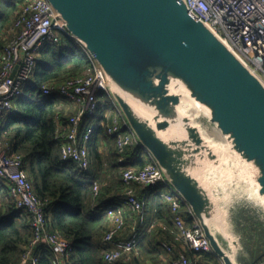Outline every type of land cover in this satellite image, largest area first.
I'll return each mask as SVG.
<instances>
[{
    "label": "water",
    "instance_id": "1",
    "mask_svg": "<svg viewBox=\"0 0 264 264\" xmlns=\"http://www.w3.org/2000/svg\"><path fill=\"white\" fill-rule=\"evenodd\" d=\"M48 1L212 251L250 264L242 225H264V81L185 0Z\"/></svg>",
    "mask_w": 264,
    "mask_h": 264
},
{
    "label": "trees",
    "instance_id": "2",
    "mask_svg": "<svg viewBox=\"0 0 264 264\" xmlns=\"http://www.w3.org/2000/svg\"><path fill=\"white\" fill-rule=\"evenodd\" d=\"M24 1L0 0V54L12 35L9 25ZM90 65L86 49L74 37L63 33L58 41L46 42L36 56L30 79L13 99L8 112L0 115V143L21 156L36 195L44 201L46 230H57L69 242L66 264H137L147 259L157 264L160 256L166 255L162 243H170L174 253H178L180 241L172 231L173 213L160 186L138 193L146 194L143 211L146 221L140 226L141 240L136 250L112 262L104 258L105 250L111 248L103 241L110 227L105 210L120 208L124 189L122 172L126 168H141L146 161L153 160L136 144L118 151L115 136L107 132L114 106L105 91L97 93L95 113L85 114L79 123L80 139L92 128L87 139L89 165L81 168L74 161L62 158L63 138L55 137L56 128L66 124L74 110L57 91L43 95L42 87L77 76ZM94 182L99 184L96 194ZM124 209L125 229L118 236L126 239L132 227L127 225L124 212L131 211ZM133 216L137 221L138 214L132 213ZM185 218L191 221L188 213ZM30 222L31 214L16 208L14 197L0 178V264L19 262L23 248L34 236ZM33 249L36 264H57L56 251L46 241L38 242ZM185 253L197 264L221 262L212 250L196 251L186 246Z\"/></svg>",
    "mask_w": 264,
    "mask_h": 264
},
{
    "label": "built area",
    "instance_id": "3",
    "mask_svg": "<svg viewBox=\"0 0 264 264\" xmlns=\"http://www.w3.org/2000/svg\"><path fill=\"white\" fill-rule=\"evenodd\" d=\"M185 1L189 12L208 24L264 81V0ZM9 32L12 35L4 44L0 54V115L8 112L13 99L20 94L23 85L30 79L34 72L36 56L43 45L46 42L58 41L63 33L72 36L48 0H25L19 7L16 17L11 21ZM88 56L91 65L81 74L42 87L43 95L57 91L71 103L74 109L68 122L56 128L55 137L63 138L60 148L62 158L74 161L81 168L89 165L87 139L92 128L89 127L80 139L79 123L85 114L95 113L98 107L97 93L100 90L109 95L114 106V115L107 125V132L115 136L118 151L123 152L128 146L136 144L150 155L138 141L110 95L104 71L89 53ZM0 178L7 184L10 194L14 197L16 208L31 214L30 224L34 236L23 248L17 264H36L37 256L33 248L40 241H46L55 249L57 264H66L64 259L68 256L69 242L57 230H46L44 201L36 195L23 169L21 156L10 152L1 143ZM121 178L124 189L120 195V208L115 210L108 207L105 210L110 220V227L103 236V241L111 246L104 252L107 261H115L124 254L136 250L141 240L140 226L146 221L143 213L146 194L140 196L137 186L146 191L160 186L173 213V226L177 239L196 251L212 250L199 221L192 214L183 197L166 180L154 160L146 161L138 169L126 168ZM98 189V182H94V194ZM121 208L138 214V219L126 239L119 237L125 229V218ZM187 213L190 215V222L185 218ZM162 245L168 255V260L163 264H197L184 251L174 253V246L170 243L163 242ZM220 264L224 263L221 261Z\"/></svg>",
    "mask_w": 264,
    "mask_h": 264
},
{
    "label": "rangeland",
    "instance_id": "4",
    "mask_svg": "<svg viewBox=\"0 0 264 264\" xmlns=\"http://www.w3.org/2000/svg\"><path fill=\"white\" fill-rule=\"evenodd\" d=\"M199 120L205 125L207 133L210 137H213L216 140H222L219 133L214 129V126L209 124L205 117L200 116ZM126 215L128 219L127 225L131 226L132 224L133 226L136 218L134 216L131 217L132 215L129 214ZM245 220L248 221V223L245 222L242 225V229L244 231L245 243L248 248V251L246 252L247 258L251 261L250 264H256L260 261H263L261 264H264V225H261L259 222H255V219Z\"/></svg>",
    "mask_w": 264,
    "mask_h": 264
},
{
    "label": "crops",
    "instance_id": "5",
    "mask_svg": "<svg viewBox=\"0 0 264 264\" xmlns=\"http://www.w3.org/2000/svg\"><path fill=\"white\" fill-rule=\"evenodd\" d=\"M137 191H138V193H140L139 191H141L142 189H144V188H141V187H139V186H137ZM122 209V208H121ZM124 209V208H123ZM122 209V210H123ZM125 210V209H124ZM123 210V211H124ZM125 213V216H126V219H127V215L126 214H129V215H132V212H124ZM127 223H128V219H127ZM136 222H134V224H135ZM131 226H132V224H131ZM173 228H174V226H173ZM172 231L175 233V239L177 240V237H176V231H175V228L174 229H172ZM177 247H178V249H179V251H186V245L183 243V241L182 240H180L178 243H177ZM138 257H139V255H138ZM141 259V258H140ZM168 260V255H161L160 256V260H159V262L157 263V264H163V263H165L166 261ZM137 264H152L151 263V261L149 260V259H147V260H145V261H140L139 263H137Z\"/></svg>",
    "mask_w": 264,
    "mask_h": 264
}]
</instances>
